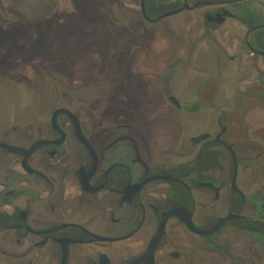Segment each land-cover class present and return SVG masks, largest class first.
Returning a JSON list of instances; mask_svg holds the SVG:
<instances>
[{
	"label": "flooded vegetation",
	"instance_id": "flooded-vegetation-1",
	"mask_svg": "<svg viewBox=\"0 0 264 264\" xmlns=\"http://www.w3.org/2000/svg\"><path fill=\"white\" fill-rule=\"evenodd\" d=\"M139 1L138 12L121 7V15L140 26L119 32L122 27L115 24L116 36L111 27L101 31L74 23L72 45L101 33L106 46L116 49L120 66L81 81L77 65L70 67L62 82L69 105L54 101L60 82L43 76L8 81L0 90L10 84L46 89L44 107L33 111L12 99L7 122L0 124V264H264V67L254 65L257 80L245 90L228 91L223 67L236 58L219 35L228 21L236 22L245 29L241 50L263 61L245 40L257 25L239 22L236 5L251 2L264 13V2L180 12L205 9L200 42H211L219 51L205 79L187 81L183 59L156 80L155 54L140 48L155 43L156 29L144 24L181 16L155 22L182 8L183 1L144 0L148 19ZM123 2H98L101 11L93 17L80 13L85 20L106 19ZM40 4L30 0L25 4L30 11L13 12L14 17H50L53 8L45 5L44 12ZM224 12L231 16L219 24L217 16ZM10 14L0 8V20ZM180 26L162 32L181 34ZM256 32L251 42L258 49ZM199 46L193 45L189 57ZM11 51L0 58V76L6 70L11 75L13 66L30 67L23 58L44 54L42 49ZM128 55L135 56V69L129 70ZM142 62L148 63L145 77L139 71ZM17 109L23 121L13 123L9 116ZM61 109L72 116H55Z\"/></svg>",
	"mask_w": 264,
	"mask_h": 264
},
{
	"label": "rangeland",
	"instance_id": "rangeland-1",
	"mask_svg": "<svg viewBox=\"0 0 264 264\" xmlns=\"http://www.w3.org/2000/svg\"><path fill=\"white\" fill-rule=\"evenodd\" d=\"M24 1L25 0H0V8L2 11L11 13V20H0V58L4 59L7 52L11 50L23 51L25 49H31L34 53H40L39 51L42 49L44 54L23 58V60L29 59L26 61H30V67H10L9 70L12 71L11 75H7L6 70V74L0 76V90L8 84L6 83L8 81L29 80V77L43 76L47 77L46 81L60 82L58 88L54 89V101L59 104L69 105L70 100L67 96L69 90L66 87L67 84H63L62 82H67L70 69H73L74 66L77 65V81L84 80L85 78H92V76L95 75H101V71H104L105 68L107 69L108 66H120L119 62L115 63L119 59L116 49L106 46L107 40L101 33H97V35L92 34V36L95 37L90 36V39L83 42L81 45H72L73 43H70L69 39L73 33L75 22L78 23L77 26H74L77 28H82L85 24L99 27L101 31H103V29H109L107 27H111L115 36L116 34H120L119 32H127L130 29L140 26L137 20H132L126 15H121V7L124 12H138L140 10L139 0H135L136 2L124 0L121 6L118 4L117 8L113 7L114 14L112 16H107L106 19L101 17L99 20H85L82 14L85 17H93L92 15L100 13L101 5L98 2H102L103 0H98V2L96 0H40L41 4L39 8H41V11L43 10L46 12L45 5L53 8L50 17L40 20L15 18L13 12L25 10L27 8L25 4L27 5L30 2V0ZM104 1H107L108 6H110V3H116L118 0ZM256 7L259 9L263 8L260 4H256ZM29 9L30 8H27L28 11H30ZM107 10L108 8L103 11L106 13ZM203 11H205V9L186 12L183 15L180 13L181 16L168 18L154 26H150L146 23L144 24L146 28L153 27L156 29V34L154 36L155 43L153 42L150 47L146 44L144 47H140L146 51L151 50L153 54H155L156 64L154 66V74L152 73V75H155L154 77L156 80L159 76L163 77V73L169 64L179 59H183L185 66H187V81H202L201 79L206 78L205 73L212 69V64L215 60L214 55L217 56L219 51L211 42H200V28H202L204 24ZM70 16L77 17L78 19L73 20ZM101 16H104V13ZM115 24L122 27L119 29L118 33H116V30L113 28ZM176 25H181V34L183 37H178V35L181 34H177L175 31L171 32V34L162 32L163 27H175ZM36 33L38 37L35 36ZM244 33L245 29L233 21H228L219 33L222 42L229 49V55L236 58V61L229 64L226 70L223 67L224 76L229 77L226 89L230 92L238 91V89L245 90L249 83H254V81L257 80L256 70L254 69L255 64L264 67V60L254 59L249 56L244 49L241 50ZM224 35H227V37ZM194 44H199L200 46L194 56L189 57ZM10 46H13L12 49ZM4 50L7 52H4ZM147 52L151 55L150 51ZM128 56L127 65L129 63V70H132V68L135 69V65L132 62L135 56ZM211 57H213V59ZM111 59L113 61H110ZM31 60L33 62H31ZM189 60L192 61L189 62ZM186 61H188L187 64L185 63ZM147 66V62H142V64L139 65L141 76L145 77L147 74ZM4 91L5 92H0V124L4 123L5 118L7 122V110L10 100L12 99L20 104L28 103L33 107V109H31L33 111L45 105V97H43L46 94L45 88L28 87V89L25 90L19 84H10ZM56 93H58L57 96ZM41 94H43L42 97H38V95ZM134 94H140V91L135 90ZM178 94L182 95L181 92ZM185 98H192L191 90H187ZM170 110H168V112ZM9 118L13 123H20L23 121L18 109L12 111ZM198 128L199 130L203 129L204 125Z\"/></svg>",
	"mask_w": 264,
	"mask_h": 264
},
{
	"label": "water",
	"instance_id": "water-1",
	"mask_svg": "<svg viewBox=\"0 0 264 264\" xmlns=\"http://www.w3.org/2000/svg\"><path fill=\"white\" fill-rule=\"evenodd\" d=\"M182 1H183V7L182 8H180L179 10L173 11L171 13L164 14L163 16H161L157 20H155V22L156 21H160L161 19H163L165 17L178 14V13L184 11V10H189V11L194 10L195 8H197L199 6L230 5V4H237V3H241V2H245V1H249V0L200 1V2L194 3L192 5H189L187 0H182ZM259 1L264 2V0H259ZM141 10H142L143 15H145V17L148 19L147 15H146V12H145V3H144V0H142ZM224 16H231V14L228 13V12H224L222 15H218L217 16V21H218L219 24H222L224 22V20H225V17ZM260 29H264V24L257 25V26H252L249 29V31L247 32L246 37H245V40H246V44H247L248 48L254 54L264 56V52L259 51L258 49H256L253 46L252 42H251V37H252L253 33L256 32L257 30H260ZM60 113H67L70 116H72L71 113L69 111L65 110V109H61V110L57 111L56 114H55V116H57Z\"/></svg>",
	"mask_w": 264,
	"mask_h": 264
},
{
	"label": "trees",
	"instance_id": "trees-1",
	"mask_svg": "<svg viewBox=\"0 0 264 264\" xmlns=\"http://www.w3.org/2000/svg\"><path fill=\"white\" fill-rule=\"evenodd\" d=\"M250 5L251 2L236 5V9L238 10L236 15L237 20L248 27L264 23V13L252 9ZM253 43L259 50L264 51V29L258 30L254 34Z\"/></svg>",
	"mask_w": 264,
	"mask_h": 264
}]
</instances>
